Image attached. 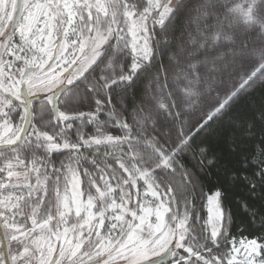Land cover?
Segmentation results:
<instances>
[{"label": "snow or ice", "instance_id": "1", "mask_svg": "<svg viewBox=\"0 0 264 264\" xmlns=\"http://www.w3.org/2000/svg\"><path fill=\"white\" fill-rule=\"evenodd\" d=\"M0 264H264V0H0Z\"/></svg>", "mask_w": 264, "mask_h": 264}, {"label": "trees", "instance_id": "2", "mask_svg": "<svg viewBox=\"0 0 264 264\" xmlns=\"http://www.w3.org/2000/svg\"><path fill=\"white\" fill-rule=\"evenodd\" d=\"M255 102H256L257 104H259L260 101H259V98H258V97L256 98V101H255ZM232 233H233L234 235H236V234L238 233V229L234 227V228L232 229Z\"/></svg>", "mask_w": 264, "mask_h": 264}, {"label": "clouds", "instance_id": "3", "mask_svg": "<svg viewBox=\"0 0 264 264\" xmlns=\"http://www.w3.org/2000/svg\"><path fill=\"white\" fill-rule=\"evenodd\" d=\"M249 2L251 3V0H249ZM236 3H240V0H234V5H235Z\"/></svg>", "mask_w": 264, "mask_h": 264}]
</instances>
